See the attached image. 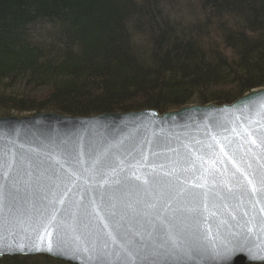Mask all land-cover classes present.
Returning a JSON list of instances; mask_svg holds the SVG:
<instances>
[{"label": "water", "instance_id": "obj_1", "mask_svg": "<svg viewBox=\"0 0 264 264\" xmlns=\"http://www.w3.org/2000/svg\"><path fill=\"white\" fill-rule=\"evenodd\" d=\"M97 169L110 186L98 187L103 179ZM53 170L78 171L83 178L60 183ZM54 181L57 199L65 201L56 204L58 219L79 221L106 192L123 217L119 227L106 217L105 230L90 216L86 228L62 236L66 253L36 250L41 236L49 240L38 220L51 211L43 197L52 199ZM262 181L264 88L230 103L162 113L0 116V256L45 255L74 264H224L225 248L243 244L255 255L235 264L264 263ZM162 223L165 230L153 228ZM125 233L140 234L134 243L141 251L126 245ZM51 239L57 242L55 235ZM122 245L133 251L131 258Z\"/></svg>", "mask_w": 264, "mask_h": 264}, {"label": "trees", "instance_id": "obj_2", "mask_svg": "<svg viewBox=\"0 0 264 264\" xmlns=\"http://www.w3.org/2000/svg\"><path fill=\"white\" fill-rule=\"evenodd\" d=\"M176 1L0 0V115L162 113L264 88V0Z\"/></svg>", "mask_w": 264, "mask_h": 264}, {"label": "snow or ice", "instance_id": "obj_3", "mask_svg": "<svg viewBox=\"0 0 264 264\" xmlns=\"http://www.w3.org/2000/svg\"><path fill=\"white\" fill-rule=\"evenodd\" d=\"M96 163L97 162H94V167ZM96 174L101 175L103 179V184L98 185V187L103 188L104 186L111 185V181L103 173L99 172L98 169L96 170ZM52 176H55L56 181L67 184H75L78 178H83L78 171H72L69 173H58L57 171L53 170ZM133 178L137 181L141 179L140 176H136L135 174H133ZM49 179L51 180L52 177H49ZM249 183H251V181H249ZM262 183H264V181H262ZM51 187L52 199H48L47 196L43 197V200L47 201V206L50 207L51 211L48 215H44V213L42 212L38 220V227L44 230V233L49 237V240L44 243L43 236H41V243L39 246H35L36 250L43 249L48 252H58L61 254L66 253L67 251H69V249L64 246L62 236L65 235L68 231L75 233L81 227L86 228L87 224L85 223V221L90 216H94L95 219L100 220L105 230L109 228V223H104L106 217L108 218L111 224L115 225L116 227H119L118 216H120V211L118 210L117 205L113 202V198L106 192L98 193L97 199L99 203L97 204V202L94 200L92 202L91 212L81 213V219L79 221H76L74 219L72 223H69L68 220L63 218V215L61 216V218L58 219L57 213L59 212V209L56 207V204L64 205L65 201L63 198L57 199L56 189L59 188V183H56L54 181ZM70 190L71 189H69V191ZM253 191H255V189H253ZM63 195H67V193H63ZM122 218L123 217L120 216V219ZM153 228L157 231H161L165 230V225L162 223L158 229H156V226L153 225ZM53 235L57 237L56 243H53L51 239ZM125 235L127 236L126 245H131L132 248L135 249L137 252L142 250L140 248H137L136 244L134 243L135 238L140 235L139 233H125ZM165 235H167L168 241H171V235L166 231ZM75 239H79V237L77 236L75 237ZM104 247L106 248L107 244H105ZM122 247L124 248V251L127 253V255L131 258L133 256V251L129 250V248L125 245H122ZM161 247H163V245H161ZM18 250L24 251V248L20 247L18 248ZM254 255L255 253L252 251L251 248H248L245 245L241 244L225 248L224 252L221 253L220 259L224 262V264H235V262L239 259H243L244 257H252ZM98 264H102V261L98 260Z\"/></svg>", "mask_w": 264, "mask_h": 264}, {"label": "rangeland", "instance_id": "obj_4", "mask_svg": "<svg viewBox=\"0 0 264 264\" xmlns=\"http://www.w3.org/2000/svg\"><path fill=\"white\" fill-rule=\"evenodd\" d=\"M188 1L186 0H178L176 1L175 5L173 6V12L178 14L185 13V8L188 6L187 4ZM168 8L170 9V5H168ZM8 113L6 115H17V116H26L30 115V113L27 112H19V111H7Z\"/></svg>", "mask_w": 264, "mask_h": 264}, {"label": "bare ground", "instance_id": "obj_5", "mask_svg": "<svg viewBox=\"0 0 264 264\" xmlns=\"http://www.w3.org/2000/svg\"><path fill=\"white\" fill-rule=\"evenodd\" d=\"M0 116H7V115L5 114V115H0Z\"/></svg>", "mask_w": 264, "mask_h": 264}]
</instances>
